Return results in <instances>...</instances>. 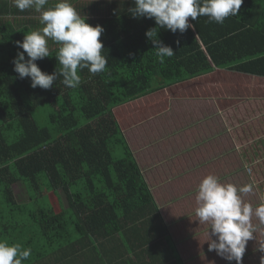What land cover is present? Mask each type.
<instances>
[{"label": "trees", "instance_id": "trees-1", "mask_svg": "<svg viewBox=\"0 0 264 264\" xmlns=\"http://www.w3.org/2000/svg\"><path fill=\"white\" fill-rule=\"evenodd\" d=\"M73 6L87 23L105 29L107 72L84 69L78 88L59 77L45 90L20 79L13 64L23 51L16 42L43 27L40 14L0 0V239L31 248L24 264H185L124 130L167 111L176 97L204 93L210 74L235 86L237 97H264V0H243L237 16L223 24L200 16L189 18L193 27L183 34L160 29L157 38L174 51L163 62L146 36L155 21L133 18L132 0H77ZM58 48L49 41L52 56L36 61L43 72L59 68ZM44 104L51 111L41 125L32 111ZM251 107L245 101L226 117L248 119ZM233 129L254 163V147L243 138L264 135V120L252 122L243 138ZM115 144L123 151L118 158ZM19 181L27 201L14 192ZM50 193L53 201L46 202ZM32 224L35 229H26Z\"/></svg>", "mask_w": 264, "mask_h": 264}, {"label": "clouds", "instance_id": "clouds-1", "mask_svg": "<svg viewBox=\"0 0 264 264\" xmlns=\"http://www.w3.org/2000/svg\"><path fill=\"white\" fill-rule=\"evenodd\" d=\"M133 7L128 12L133 18L154 19L156 27L149 29L146 36L152 41L155 55L163 62L172 57L174 51L157 38L160 29L177 30L183 34L193 27L189 18L197 20L208 17L210 22L223 24L229 16H237L243 0H132ZM21 12L34 10L39 13V23L43 27L24 35L23 41L16 45L23 51L17 52L13 60L14 71L20 79L30 78L31 87L48 90L62 77V83L68 88H78L84 69L92 74L107 72L108 56L103 54L104 45L101 36L105 29L97 24L87 23L88 17L73 6L71 0H13ZM47 6V7H46ZM49 41L59 45L55 57L59 68L51 74L43 72L36 61L52 56ZM27 55V59L25 58ZM253 185L237 187L231 183H222L209 174L198 185L196 193L195 215L200 224H207L208 251L235 264H243L246 246L250 240H256L260 226H264V203L253 207L244 196L253 192ZM253 218L258 224L253 223ZM214 237V238H213ZM258 250L264 253V241L258 243ZM31 248L20 243H10L0 239V264H24L31 256ZM264 264V256L261 257Z\"/></svg>", "mask_w": 264, "mask_h": 264}, {"label": "rangeland", "instance_id": "rangeland-1", "mask_svg": "<svg viewBox=\"0 0 264 264\" xmlns=\"http://www.w3.org/2000/svg\"><path fill=\"white\" fill-rule=\"evenodd\" d=\"M71 2L74 4L77 0ZM188 102L181 99L172 101L167 111L125 129L124 134L147 177L184 263L229 264L217 256L215 251H208V225L200 224L195 215L198 185L209 174L217 176L222 183H231L237 187L251 184L254 190L245 195L244 199L256 207L264 203V165L253 164L249 172L245 171L246 168L238 169L242 164L238 162L234 149H229L227 144V157L220 161L216 159L207 163L208 158L197 156L223 141V137L226 143L225 135L228 132L224 126H218L222 124L221 117L213 113L212 104L208 103L209 107H205L206 102L205 106L199 100L191 99ZM50 111L51 106L44 104L33 109L32 114L39 124L46 125ZM111 148L115 157L123 155L120 145L115 144ZM218 149L215 148L217 152ZM13 188L19 201L28 200V193L21 181L15 183ZM47 197L53 201L54 195H45L46 202ZM253 223L258 224V221L253 218ZM28 227L35 229V224L26 226V229ZM256 237L257 241L250 240L246 246L243 264H261L264 253L258 250V243L264 241V226H260ZM230 264H235V261Z\"/></svg>", "mask_w": 264, "mask_h": 264}, {"label": "crops", "instance_id": "crops-1", "mask_svg": "<svg viewBox=\"0 0 264 264\" xmlns=\"http://www.w3.org/2000/svg\"><path fill=\"white\" fill-rule=\"evenodd\" d=\"M211 75L212 74L204 77V80H206L204 83V93L201 94V92H199V94L179 96L172 99V101L181 99L182 101L187 100V102L191 99L199 100V103L203 104V106H205V102L207 103V106L205 107H209L208 103L212 104L211 110L213 111V113H218V115L221 117L222 124L218 126H222L221 128H223L224 126L227 129L228 134L225 135L226 143L225 137H223V141H219L218 143H216V145L211 146L209 149H207L203 153H199L197 156H201L202 159L208 158L209 160L207 163L213 162L216 159L220 161V159L227 157V154L225 152V144H227L229 149H234V152H236V155L238 157V162L242 164L238 169L246 168L245 171L247 170L249 172L253 164L264 165V135L257 138V136H255V133L252 138V134L250 135V139L246 138V136L243 138L245 131L250 128L252 122H257L258 119L262 121L264 120V97H253L252 95H249L244 99L241 96L237 97L238 94H236V90L234 88L235 86H233L232 84H225L224 82L219 83L215 80H211ZM245 101L251 102L252 104L251 109L246 110V115L248 119H246L245 114H241L240 117H235L233 119H227V113L234 109V107L238 106V104L243 105ZM214 118L215 115L213 117V120ZM233 123L237 124L232 125ZM234 127H238V129L240 130V132H238L240 134V138H243V140L246 142V145H253L254 149L249 152V157L252 156L254 158V163L248 162L243 153V150L241 151L240 146L236 141V136L238 134H236V136H232L231 130L236 131V129H233ZM261 141L262 144L257 146V143ZM216 147L219 148L218 152L215 150ZM220 150L222 151L221 154H219Z\"/></svg>", "mask_w": 264, "mask_h": 264}]
</instances>
